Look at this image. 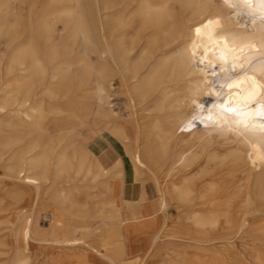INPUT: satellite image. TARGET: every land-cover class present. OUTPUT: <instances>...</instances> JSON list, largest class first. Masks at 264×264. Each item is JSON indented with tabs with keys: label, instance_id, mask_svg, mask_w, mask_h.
Masks as SVG:
<instances>
[{
	"label": "bare ground",
	"instance_id": "6f19581e",
	"mask_svg": "<svg viewBox=\"0 0 264 264\" xmlns=\"http://www.w3.org/2000/svg\"><path fill=\"white\" fill-rule=\"evenodd\" d=\"M24 1L0 0V167L14 196L32 198L13 218L0 206L9 264H36L31 213L46 187L69 221L43 211L51 233L38 243L121 264L131 243L118 226L102 235L124 246L87 240L102 203L158 223L137 264L172 238L186 244L165 264H264V0H46L27 23ZM114 74L140 120L110 109ZM63 111L86 127L80 144L48 134ZM78 190L107 199H70Z\"/></svg>",
	"mask_w": 264,
	"mask_h": 264
},
{
	"label": "rangeland",
	"instance_id": "374dc122",
	"mask_svg": "<svg viewBox=\"0 0 264 264\" xmlns=\"http://www.w3.org/2000/svg\"><path fill=\"white\" fill-rule=\"evenodd\" d=\"M30 0H26L24 1L21 6H20V13L21 16L23 18L24 22H28L29 17L31 18V20H36L39 17H41L43 15L44 10L47 8V4H46V0H34V4L30 5L31 1L28 2ZM32 4V3H31ZM24 16V17H23ZM28 17V18H27ZM58 28L60 30V24H57ZM61 32V31H59ZM1 46V45H0ZM3 55H5L4 52L1 53ZM4 58V56L2 57ZM93 60L96 61L95 56H92ZM2 64V63H1ZM5 77L3 82L5 81ZM111 86L108 88V93H109V106L111 107L110 109H112V111L114 112V114L118 117V121L122 122L123 124H127V120L126 117L128 116L129 113H131L132 119L133 121H136V119L140 120L139 116H143V114H136V109L137 111L139 110V108H135V106H133V101L131 100V98L124 92H122L121 90V86H120V81L118 78L117 74H114L112 81H111ZM76 99H81L78 97H75ZM64 107V106H63ZM61 113V114H60ZM60 113H56L53 114L57 115V116H61L64 117L60 118L58 121L53 122L50 119L46 120V126L48 128V134H50V136H52L54 139H57L59 137H66L67 135H73L75 136V142L77 144H80L84 138L87 136V130L86 127L84 125H81L80 122L76 119L73 118L69 113L66 112H60ZM145 113V111H144ZM63 114V116H62ZM66 117V118H65ZM68 117V118H67ZM62 119V120H61ZM65 123H64V121ZM72 120V122H71ZM59 122V123H58ZM71 127H70V125ZM55 125V127H54ZM57 126V127H56ZM127 126V131L129 132L130 135H132V131L130 130L131 128H129L130 126ZM75 127V128H74ZM67 128V129H65ZM55 130L57 132H55ZM52 132V133H51ZM53 134V135H52ZM59 134V135H58ZM58 135V136H57ZM57 136V137H56ZM88 143V142H87ZM217 142H213L210 143L209 145L206 144L205 142H200L197 141L195 142L194 145H192L191 149H195L197 151H200L204 148H208L210 146H214ZM89 146H92V142L89 143ZM2 172L3 170L0 167V206L2 207H7L8 211L7 214L9 217H11L14 214V211L16 210V208H23L24 210L29 208L30 204L32 203V198H28L27 200H21L18 196H14V194L9 190V188H11L13 186V181L10 179H7L6 177L2 176ZM165 172L164 169L161 170V174L163 175ZM139 180L144 181V182H148L147 179L148 177H146L145 175H140ZM163 185L165 186L164 191L166 193H169L172 189L175 188V185L173 183H176L175 181H169V179H164L162 180ZM147 188L149 191H151L150 189V183H148ZM44 188V191L40 193L39 197H37L34 201L37 202L36 206L34 207L33 211H32V225H31V236L37 240H39L38 242H42L44 240L49 239L50 237V227L47 223V221L42 220V213L43 211H47L50 212L53 216H61V218L64 220V222H68V216L66 215V211L64 210H60V209H54L55 207V202L52 199V197L49 195V193L47 192L48 190ZM28 191H32V188H27ZM97 192L92 193V192H88L85 190H81V191H77L75 194H68L69 198L72 200H78V201H82L83 203H89L90 201H94L97 196ZM18 199V200H17ZM60 210V211H59ZM28 213V212H27ZM172 216H176V212L172 211L170 212ZM96 220L89 222L88 224H94V235L90 236L87 238V240L89 241V243L95 245V247L97 249H99L100 251L103 252H107L109 250H115L120 246H124L123 241L119 240L117 242H115V236L111 237L110 239L104 238L103 237V233L106 229L105 224L102 225L100 224V220L98 217V206H97V214H96ZM13 218V216H12ZM140 218H147L146 215H141ZM71 220V219H70ZM9 223H0V226H4V225H8ZM93 225H91L92 227ZM119 230H121L120 227H118ZM6 231L7 229H0V241L2 240H6L7 236H6ZM109 232H113L114 229L113 228H109L108 230ZM101 233V234H100ZM114 233V232H113ZM61 235H65V232H58L55 234L56 237H59ZM141 235H135L132 234L131 236V252L129 254V256H133L129 259H127V262H121V264H137L138 261L143 257L141 253V251H143L144 249H146V247L144 246V242L142 240V238L140 237ZM122 239V238H121ZM37 241H30V249L31 251H34V261L36 264H47V261H51L52 264H58V260L55 257L54 254H52L53 252L59 250L61 252H67V251H82L85 249H71V248H56L54 245L52 244H43V243H38ZM185 242H180L177 241L176 239L172 238V239H166L162 242V247L160 249V252L156 255H149L147 256V258H145L146 260L144 261V264H165V257H167L168 255L170 256H175L176 252L179 249H182L183 246L185 245ZM237 247L239 250L243 251L244 250V246L241 243H237ZM5 246L0 245V264H9V253H3L2 251H6ZM86 252H92L94 253V255L98 256L97 253L91 249H87L85 250ZM44 253L39 255V253ZM139 253V255L134 256V254ZM113 255L115 258H122V255H116V254H111ZM119 258V259H120ZM93 260H96L95 258ZM50 262V264H51ZM97 264H108L105 261H94Z\"/></svg>",
	"mask_w": 264,
	"mask_h": 264
},
{
	"label": "crops",
	"instance_id": "0c3cea01",
	"mask_svg": "<svg viewBox=\"0 0 264 264\" xmlns=\"http://www.w3.org/2000/svg\"><path fill=\"white\" fill-rule=\"evenodd\" d=\"M109 149V148H107ZM112 153V151H111ZM114 154V153H112ZM99 202L102 201V199L106 200L107 198L100 193L96 196ZM98 217L101 222H104L106 228H117L120 227L121 230L128 235V242L131 241L132 234L135 235H146L148 232H153L158 228V223H149L146 219L148 218H140V217H124V214L121 212L119 214H113L112 211L107 208L106 204L98 203ZM122 222V223H121ZM116 226V227H115ZM130 238V239H129ZM52 254L55 255V257L58 260V264H89L90 262L94 261H105V259L97 257L92 252H86V251H67V252H61L59 250L53 252ZM139 255V253L134 254V256ZM133 257V256H131ZM130 256L126 259L122 260V262H127L126 260L131 258ZM96 260H93V259ZM50 260L47 261V264H50ZM52 264V262H51ZM126 264V263H125Z\"/></svg>",
	"mask_w": 264,
	"mask_h": 264
}]
</instances>
